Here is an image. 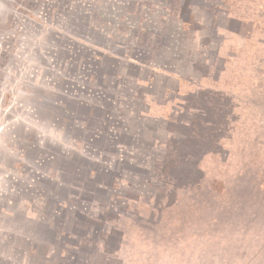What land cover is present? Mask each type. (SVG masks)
<instances>
[{"label": "rangeland", "instance_id": "obj_1", "mask_svg": "<svg viewBox=\"0 0 264 264\" xmlns=\"http://www.w3.org/2000/svg\"><path fill=\"white\" fill-rule=\"evenodd\" d=\"M263 183L264 0H0V264H264Z\"/></svg>", "mask_w": 264, "mask_h": 264}, {"label": "crops", "instance_id": "obj_2", "mask_svg": "<svg viewBox=\"0 0 264 264\" xmlns=\"http://www.w3.org/2000/svg\"><path fill=\"white\" fill-rule=\"evenodd\" d=\"M121 240L124 241L123 238ZM148 249V247L145 248L144 246H133L132 248H128L127 245L120 244L114 251L111 252V255L110 253L105 254L106 250H103V248L100 247L96 250V253L105 263H108V259H113L118 261L119 264H144L145 260H141V258H144L147 255L148 257L156 259V263L159 264H181L179 260H171L170 256H162V253H164L163 250Z\"/></svg>", "mask_w": 264, "mask_h": 264}, {"label": "trees", "instance_id": "obj_3", "mask_svg": "<svg viewBox=\"0 0 264 264\" xmlns=\"http://www.w3.org/2000/svg\"><path fill=\"white\" fill-rule=\"evenodd\" d=\"M184 24H185V23H184ZM184 24H183V27L186 26V25H184ZM147 32H149V31H147ZM146 34H147V33H146ZM153 35H154V34H153ZM156 36H157V35H155V37H156ZM157 38H158V36H157ZM262 186H264V183L262 184ZM107 261H108V260H107ZM109 261H111V260H109ZM116 264H119V263L116 262Z\"/></svg>", "mask_w": 264, "mask_h": 264}]
</instances>
